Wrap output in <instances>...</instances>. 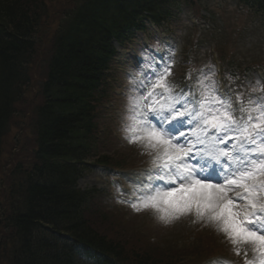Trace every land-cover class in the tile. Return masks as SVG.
<instances>
[{"label":"trees","instance_id":"1","mask_svg":"<svg viewBox=\"0 0 264 264\" xmlns=\"http://www.w3.org/2000/svg\"><path fill=\"white\" fill-rule=\"evenodd\" d=\"M44 1L0 0V154L8 129L20 124L13 117L19 109L28 113L33 146L29 162L10 171L14 199L0 209V264H179L186 256H207L206 247L161 248L144 226L103 205L101 191L76 188L93 164L127 167L123 156L111 153L102 119L111 41L142 31L143 12L164 23L159 3L172 0H77L59 16L41 54L34 36L47 13ZM238 3L264 15V0ZM39 59L42 80L21 108Z\"/></svg>","mask_w":264,"mask_h":264},{"label":"snow or ice","instance_id":"2","mask_svg":"<svg viewBox=\"0 0 264 264\" xmlns=\"http://www.w3.org/2000/svg\"><path fill=\"white\" fill-rule=\"evenodd\" d=\"M164 48L142 47L133 65L142 79L129 77L136 95L126 98L122 140L151 167L122 177L134 187L123 202L165 225L191 217L213 227L243 264H264V97L246 104L245 82L231 73L229 84L216 81L211 66L180 87L170 79L175 49ZM257 83L264 89V79Z\"/></svg>","mask_w":264,"mask_h":264},{"label":"rangeland","instance_id":"3","mask_svg":"<svg viewBox=\"0 0 264 264\" xmlns=\"http://www.w3.org/2000/svg\"><path fill=\"white\" fill-rule=\"evenodd\" d=\"M75 0H46L47 13L43 19V22L39 28L38 36L36 37L38 48L45 45L47 40L55 31L59 24V16L62 15L69 7L73 6ZM234 2L229 0H200L197 2V6L200 14L207 16V14L212 18L213 23L203 22L204 25L202 29L205 30L202 42L204 46L207 47L209 43H213L211 36L214 34L219 35L218 38L220 42L227 45L226 54L232 55V66L233 67H251V63L262 62L264 63V18L260 16H253L252 14H246L244 18L237 16L234 11ZM175 11V9H174ZM221 11V12H220ZM245 11V10H244ZM201 20L196 19L190 9H184L183 11H178L176 13L175 19L171 20L168 27L165 28V33L156 30L154 26L146 22V27L149 28V34L147 39H162V42L153 41L155 45L161 48V52L164 53L166 49L164 44L171 45L177 52V44L180 39H184L187 35L189 36L195 25H200ZM195 30L197 28H194ZM219 30V31H218ZM226 34L221 36L220 34ZM141 34H136L138 37ZM167 36V37H163ZM140 37V36H139ZM140 53V48L135 41L134 44L130 45L127 49H118V58L115 60L114 64V76L116 79V92L124 90L127 94L126 97L117 96L115 102H111V109L105 114V119H108L110 125V136L112 138V150L113 152H119L125 157L131 159V161L137 162L135 165H140L145 163L146 166H151L149 158L140 154L134 147L128 146L122 140V121L125 123H130L128 116L123 115L125 112V102L126 98L136 95L134 91V86L132 85L129 77H135L137 81L142 79L139 72L133 68L134 64H138L134 61V55ZM204 57L202 61L205 62L208 57L203 51H199ZM171 55V53H170ZM180 60L178 58L176 65L179 67L173 71V79L175 82V76H179V71H182V66L180 65ZM129 76V77H128ZM264 78L261 73L249 72L242 79L246 84L245 90L248 96H252L253 88H256L254 98L264 97V90L260 91L258 80ZM260 78V79H259ZM229 84V78L227 79ZM182 85V83H181ZM180 86V85H179ZM183 86V85H182ZM181 87V86H180ZM179 90V88H178ZM119 95V93H117ZM35 95V92H30L31 97ZM247 104V102H246ZM259 107V105H257ZM129 116L131 113L128 114ZM256 115V113H253ZM18 121L20 125H12L8 131L7 136L4 138L2 156L0 159V203L3 202L9 183V172L14 169L17 163L26 164L28 154L32 150L30 133L26 126V117L19 115ZM29 134L28 136L26 134ZM138 166V167H146ZM137 167V168H138ZM126 171V170H125ZM123 171L122 176L119 178L112 177V173L105 171L102 168H92V170L84 174L76 183L77 188L80 190H86L93 187H98L100 189L106 190L109 193L108 198L114 199L118 197V185L122 181V177L127 176V172ZM125 181V179H123ZM114 197V198H113ZM113 201V200H112ZM116 203L119 201L115 200ZM114 203V202H113ZM128 215L132 217L133 220L139 222V224L145 225L148 233L155 236L163 244H175L176 242L182 241V239L188 235H191L193 230L196 228L197 224L192 222L191 217H184L180 220L174 221L170 224H163L157 218V214L153 212H134L128 206ZM199 226H202L200 224ZM211 227V226H209ZM213 228V227H212ZM248 254L251 258H254L250 247L246 246ZM179 255V254H177Z\"/></svg>","mask_w":264,"mask_h":264}]
</instances>
